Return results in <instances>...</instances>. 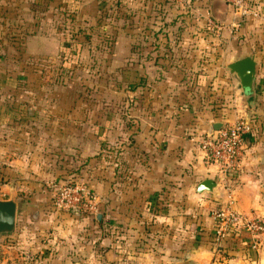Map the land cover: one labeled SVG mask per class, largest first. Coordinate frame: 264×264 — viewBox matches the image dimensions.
I'll list each match as a JSON object with an SVG mask.
<instances>
[{
	"label": "rangeland",
	"instance_id": "obj_1",
	"mask_svg": "<svg viewBox=\"0 0 264 264\" xmlns=\"http://www.w3.org/2000/svg\"><path fill=\"white\" fill-rule=\"evenodd\" d=\"M198 1L172 0L173 5L163 8L165 18L153 20L154 27L145 31L174 26L172 16L178 10H196L193 5ZM254 1L247 0L254 10L247 17L229 10V16L225 12L222 19H211L202 10L183 23L208 29L214 38L207 41L205 34L200 36L192 56L199 63L197 75L214 78L208 87L219 90L213 98L206 94L209 91H202L205 106L211 101L219 105L220 96L231 111L237 105L242 112L247 103L226 66L251 54L264 60V16L259 11L264 8ZM160 4L152 1L149 13L161 10ZM141 6L131 0H0V121L6 109L17 104L41 113L40 123L46 128L37 135L27 129L25 135L13 124L15 120L0 123V199L13 200L18 206L13 231L0 236V264L130 263L129 248L136 240L132 236L155 237L161 231L146 228L154 217L127 207L125 194L119 196L122 206L114 205L108 188L110 149L106 141L110 140L112 114H120L121 123L135 125L148 109L164 108L171 105L166 101L175 100L159 98L155 90L162 94L173 86L189 85L166 81L148 85L153 97L143 98L147 84L133 80L128 86L122 73L126 67L110 63L109 32L115 35L116 27L141 32L140 21L145 20L141 17L147 13L135 14L133 19L127 14ZM102 29L107 33L95 35ZM226 31L230 34L223 42ZM83 32L91 35L85 38ZM122 35L117 37L118 44L124 43ZM62 43L81 45L76 63L64 64L65 70L57 58ZM260 69L264 74V64L259 73ZM20 82L22 90L14 87ZM259 89L262 94L264 81ZM261 94L258 105L264 103ZM62 129H69V136ZM98 154L105 157L103 164ZM141 240L135 241L139 247ZM132 257L136 258L133 262L145 263L138 255Z\"/></svg>",
	"mask_w": 264,
	"mask_h": 264
},
{
	"label": "crops",
	"instance_id": "obj_2",
	"mask_svg": "<svg viewBox=\"0 0 264 264\" xmlns=\"http://www.w3.org/2000/svg\"><path fill=\"white\" fill-rule=\"evenodd\" d=\"M131 1L142 6L134 7V11L132 7L127 14L133 19L135 14L141 15L145 11L147 16L141 17L145 22L140 21L139 33L128 30L129 27H116L115 35L109 32L112 40L110 63L126 67L125 72L131 75L132 81L147 84L148 92L143 98L153 97L149 93L153 88L148 89V85L163 81L189 85L178 88L173 86L171 90L163 92L170 91L167 95L155 90V96L175 100L166 101L171 105L164 108L148 109V112L139 116V122H135V125L121 123L119 119L122 120V116L117 112L112 114L115 117L113 123H109L110 140L106 141L110 149L108 188L113 197L111 201L115 200L114 205L119 204L120 207L122 204L118 203L119 196L125 194L127 207L132 206L131 209L154 217L153 223L145 224L146 228L161 230L155 237L133 235L132 239H143L142 245L139 247L136 240L131 243L129 251L133 260L126 263L138 264L133 262L136 259L132 257L134 254L144 264H264V249L259 253L252 251L243 232L228 235L221 244H216L212 219V212L226 206L228 202L241 214L264 216V103H257L261 94L259 87L264 81L263 70L260 69L259 73V66L264 64L262 56L259 55L258 58L255 55L256 59L254 57V83L257 91L254 98L243 96L237 80L228 72L229 77L236 81L241 97L247 102L242 112L237 105L231 111L230 106L221 101L222 96L219 105L211 101L205 106L202 91H209L206 94L213 98L219 90L212 91L208 87L212 86L210 83H213L214 78L197 75L199 63L192 56H195L198 43L202 40L200 36L205 34L207 41H213L214 38L208 29L185 27L183 23L185 20H192L193 15L202 10L209 13L211 19H222L225 12L229 16L230 8L222 0H199L193 5L196 10H178L179 13L172 16L176 19L174 26L159 28L152 33L150 30L145 31L146 27H154L151 24L153 20L164 17L167 10L163 8L167 4L173 5L170 4L172 0H157L162 9L158 8L151 13L150 3L154 0ZM186 1L195 3V0ZM257 1L264 8V0ZM144 3L147 5L144 6ZM259 11L264 16V9ZM229 34V31L222 32L223 42ZM120 35L125 38L122 44H118L117 40ZM261 95L264 100V92ZM31 111L33 113L30 115H34L33 117L25 121L15 120L13 123L25 135L28 130L34 131L35 135L46 130L40 123L41 113ZM218 115L221 118L215 119L214 116ZM241 118H245L252 127L245 141L242 158L236 163L235 169L221 172L199 148L200 135L203 131L207 133L208 127L213 123L233 124ZM2 124L12 123L9 120ZM61 131L68 136L70 134L69 129ZM40 136L44 139L43 135ZM100 148L102 151L104 146ZM98 155L103 164L105 157L103 154ZM204 179L216 180L212 194L196 192L197 184ZM98 186L102 188L101 184ZM127 226L128 224L125 225Z\"/></svg>",
	"mask_w": 264,
	"mask_h": 264
},
{
	"label": "built area",
	"instance_id": "obj_3",
	"mask_svg": "<svg viewBox=\"0 0 264 264\" xmlns=\"http://www.w3.org/2000/svg\"><path fill=\"white\" fill-rule=\"evenodd\" d=\"M230 10L238 16H249L253 9L247 0H223ZM252 127L245 118L233 124H222L210 137L200 139L199 148L221 172L235 169L236 163L242 158L245 141ZM214 222V240L221 244L226 236L243 232L247 236L248 247L255 253L264 249V216L241 214L235 211L231 202L212 212Z\"/></svg>",
	"mask_w": 264,
	"mask_h": 264
},
{
	"label": "water",
	"instance_id": "obj_4",
	"mask_svg": "<svg viewBox=\"0 0 264 264\" xmlns=\"http://www.w3.org/2000/svg\"><path fill=\"white\" fill-rule=\"evenodd\" d=\"M229 74L233 76L237 82L239 89L245 97H255L256 88L254 83L255 77V59L249 55L242 59L236 60L226 66ZM249 115V114H248ZM222 124L217 122L208 127L207 137H210L214 131L221 128ZM216 186V180L204 179L196 186L197 193L212 194ZM17 204L13 200L0 199V236L10 234L14 229L15 215L17 212Z\"/></svg>",
	"mask_w": 264,
	"mask_h": 264
},
{
	"label": "trees",
	"instance_id": "obj_5",
	"mask_svg": "<svg viewBox=\"0 0 264 264\" xmlns=\"http://www.w3.org/2000/svg\"><path fill=\"white\" fill-rule=\"evenodd\" d=\"M145 22V21H143ZM89 32H83L81 34H83L85 36V38L88 37V35H91V34H88ZM107 33V29H102V31L100 30L99 32H96L95 35L99 36L100 35H103V34H106ZM75 35H78L75 34ZM109 36L111 38V34L109 33ZM81 50V45L78 44V43H62V46H60L59 48V54H58V59L62 61V66L64 64H67L68 62H74L76 63V56L78 55V53L80 52ZM71 52L73 54H71ZM64 70H65V66H63ZM122 73H125L124 77H123V81L126 82L128 85H131L130 83H133L132 79H130V74H127L125 71L122 72ZM66 75V74H65ZM7 80L11 81V79H9L7 77ZM130 82H129V81ZM140 82H138L137 84H139ZM136 84V83H135ZM12 85V83H11ZM197 86H198V83H197ZM15 88L17 89H24V85L22 82H20L18 85H14ZM5 115L6 117L4 119H2L0 121V123H2L3 121L6 123L8 122L9 120H19V121H25L27 120V118H31L33 117L34 115H30L32 114L33 112L31 111V109L27 106H22V105H14V106H11L10 108H7L6 111H5ZM206 135L204 134L203 137H205Z\"/></svg>",
	"mask_w": 264,
	"mask_h": 264
},
{
	"label": "flooded vegetation",
	"instance_id": "obj_6",
	"mask_svg": "<svg viewBox=\"0 0 264 264\" xmlns=\"http://www.w3.org/2000/svg\"><path fill=\"white\" fill-rule=\"evenodd\" d=\"M255 78V77H254Z\"/></svg>",
	"mask_w": 264,
	"mask_h": 264
}]
</instances>
